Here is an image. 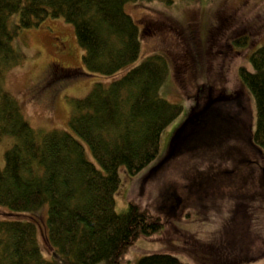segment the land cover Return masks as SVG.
<instances>
[{
	"label": "trees",
	"instance_id": "obj_1",
	"mask_svg": "<svg viewBox=\"0 0 264 264\" xmlns=\"http://www.w3.org/2000/svg\"><path fill=\"white\" fill-rule=\"evenodd\" d=\"M152 1L169 5L176 0H0V144L5 136L13 138L0 165V208L5 213L0 217V264H124L139 237L163 230L162 217L136 199H130L123 211L115 208L120 168L133 175L148 165L159 152L163 130L183 109L161 94L170 70L165 55L149 54L134 64L141 54L142 29L126 5ZM49 16L74 25L84 50L82 66L49 62L43 82L31 88L34 98L45 95L52 100L70 83L90 75L106 80L95 82L75 101L69 130L33 128L4 82L6 71L23 59L14 43L19 30ZM195 32L190 33L193 41ZM247 37H235L232 46H246ZM193 41L187 50L197 47L198 52ZM249 62L239 67L238 75L256 104V124L248 137L262 151L264 44L250 53ZM215 88L208 81L198 84L188 116L174 132L162 161L240 135L245 121L230 116L233 93L220 90L216 101L222 96L223 100L215 103L210 94ZM232 101L242 104L239 97ZM45 204L48 210L41 220L39 211ZM42 226L46 254L39 237ZM240 238H219L224 245L230 241V250L244 253L222 264L257 258L246 249L245 240L241 248ZM137 264L189 263L170 252L154 251Z\"/></svg>",
	"mask_w": 264,
	"mask_h": 264
},
{
	"label": "rangeland",
	"instance_id": "obj_2",
	"mask_svg": "<svg viewBox=\"0 0 264 264\" xmlns=\"http://www.w3.org/2000/svg\"><path fill=\"white\" fill-rule=\"evenodd\" d=\"M126 8L142 29L141 54L134 64L149 54L165 55L170 70L161 94L181 103L183 109L163 130L159 152L148 165L133 175L127 174L124 167L119 170L116 210H125L129 200L136 199L164 221L163 230L137 239L124 264H137L141 256L154 251L170 252L189 264L233 263L244 253L240 254L238 248L230 250L228 240L240 236L241 248L245 240L246 249L257 256L242 264H264V150L250 143L248 135L256 124V104L238 75L241 65L250 64V53L264 44V0H176L169 5L158 1L129 2ZM194 29L195 41L190 35ZM241 35L248 36L246 46H232L233 39ZM58 37H62L64 49ZM192 41L199 45L198 52L197 47H191ZM14 43L23 59L6 71L5 86L17 96L33 128L69 130L75 101L87 95L95 82L106 80L97 75L78 79L52 100L45 95L35 99L31 88L51 61L82 66L84 50L74 25L63 17L49 16L37 26L20 29ZM204 81L217 87L210 91L213 102H222L223 96L216 101L222 89L242 100L239 105L229 99V110L230 116L245 121L240 123L243 139L239 134L232 135L228 142L209 143L162 161L174 132L188 116L198 84ZM12 140L5 136L1 141V166ZM87 153L91 157L88 148ZM47 210L45 204L39 211L41 220ZM3 216L0 208V217ZM43 225L46 227V221ZM44 226L39 237L45 251ZM242 234L247 238L242 239ZM222 236L229 243L224 245L219 239Z\"/></svg>",
	"mask_w": 264,
	"mask_h": 264
},
{
	"label": "flooded vegetation",
	"instance_id": "obj_3",
	"mask_svg": "<svg viewBox=\"0 0 264 264\" xmlns=\"http://www.w3.org/2000/svg\"><path fill=\"white\" fill-rule=\"evenodd\" d=\"M58 38H59V42L61 44V49H64L65 48V44H64V41L62 40V37H58ZM47 66H49V63L44 68H46ZM50 66H52V65H50ZM42 73H43L42 76L35 81V84H34L35 87H38L43 82V80L45 78L44 76L46 75L47 72L44 73V70H43Z\"/></svg>",
	"mask_w": 264,
	"mask_h": 264
},
{
	"label": "water",
	"instance_id": "obj_4",
	"mask_svg": "<svg viewBox=\"0 0 264 264\" xmlns=\"http://www.w3.org/2000/svg\"><path fill=\"white\" fill-rule=\"evenodd\" d=\"M63 71H64V69H63ZM65 72H66V73H69V71H68V70H65Z\"/></svg>",
	"mask_w": 264,
	"mask_h": 264
}]
</instances>
